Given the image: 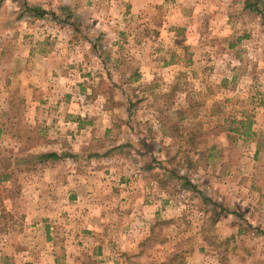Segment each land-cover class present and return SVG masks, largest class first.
<instances>
[{
  "label": "rangeland",
  "instance_id": "obj_1",
  "mask_svg": "<svg viewBox=\"0 0 264 264\" xmlns=\"http://www.w3.org/2000/svg\"><path fill=\"white\" fill-rule=\"evenodd\" d=\"M244 4L0 2V174L26 181L0 185V264H54L46 222L55 264H66L63 213L80 201H49L48 180L94 164L97 208L117 209L101 228L125 226L127 212L138 238L149 232L118 264H264V25ZM248 118L255 136L245 139L233 128ZM50 151L60 157L44 159ZM33 208L58 217H28ZM84 250L69 251L92 260Z\"/></svg>",
  "mask_w": 264,
  "mask_h": 264
},
{
  "label": "crops",
  "instance_id": "obj_2",
  "mask_svg": "<svg viewBox=\"0 0 264 264\" xmlns=\"http://www.w3.org/2000/svg\"><path fill=\"white\" fill-rule=\"evenodd\" d=\"M81 118V117H79ZM80 129V134L82 135L85 132L91 133L90 139H93V137H100L99 134H94L93 128H83L82 126H78ZM110 127V126H108ZM88 129V130H86ZM76 135V134H75ZM95 151V150H94ZM98 152V151H95ZM60 155V153L58 152ZM94 156V153H93ZM49 163V161H47ZM87 166L89 164H86ZM149 167V166H148ZM120 165H112L111 169L120 170ZM98 169L96 168V164H94L92 167L89 165L88 171L85 173H80L78 171H75L70 174V172H65V175L60 178L57 177L54 172H56L55 169H53V173L51 174L50 179L48 180V183H51L50 190H46V194L49 197V201H54V194L56 193H65L63 196H66L67 200L70 202H78L80 201V206L78 208H72L68 207L67 213H63L64 216H68L67 221L69 222L68 225H66V228H63V241L61 244V249L64 250L65 247V262L66 264H90L97 262L98 264H101V254L103 253V250H109L111 262L114 264L119 263V254L122 253H134L136 249H139V246L142 245V242L145 241L149 237V232H147L143 238H138L137 232L133 231L132 228H134V221L130 218V215L125 213L126 219H125V226L121 227V224L114 226L112 225V228H107L105 231L103 228H101V221H103L105 218H103L108 213H111V211H115L117 209H110L111 206L104 205L102 208H97V203L94 202L95 195L97 194V185L99 184V178L95 175V171ZM73 170V169H71ZM117 174V172H116ZM121 174V173H120ZM98 175V174H97ZM13 185L16 187L18 186V183L24 182L23 180L16 181V178L12 179ZM37 180L30 179L29 180V194H33V191L36 190V185H39L36 183ZM51 181V182H50ZM8 182V181H7ZM26 182V181H25ZM1 187L2 185H7L6 181H3L0 183ZM47 186V185H46ZM33 187V188H32ZM14 191V190H13ZM39 193L42 192L41 189L38 190ZM16 192V191H15ZM108 196V195H107ZM106 197V196H105ZM118 200V197H113L111 200ZM3 202H5L4 198L2 199ZM35 201V200H34ZM105 204L109 201L104 198ZM72 205V204H71ZM100 207V206H99ZM110 209V210H108ZM8 210V209H7ZM116 212V211H115ZM19 213V212H18ZM57 212L54 211L52 208H47L46 212H42L39 214L37 210L34 208L27 212L28 217H34L35 215H43L45 217H58ZM117 213H120L117 211ZM6 210L4 208L2 209L0 207V226L3 224V217L5 216ZM112 214V213H111ZM16 215V212L13 211V216ZM22 216V214H19ZM114 215V214H112ZM121 218L122 217H117ZM118 221V220H117ZM121 221V220H120ZM54 223V222H52ZM123 223V222H121ZM73 224L77 225L76 228H73ZM33 226H30L29 232H33L35 230L37 225L32 224ZM79 227V229H78ZM81 227V228H80ZM136 227V226H135ZM34 228V229H33ZM138 228V227H136ZM45 233H46V240L50 239L47 247V256L51 257L52 263H56V255H55V245L53 240V226L50 224L48 225L46 222L45 225ZM51 229V231H50ZM140 230H143L140 228ZM104 233V237L101 234ZM139 231V230H137ZM78 233L81 234H88L90 236L91 240H85L82 238H79L78 240ZM108 233V234H106ZM144 233V232H143ZM140 237V236H139ZM103 238V239H100ZM88 239V238H87ZM6 244V243H5ZM7 245V244H6ZM29 248V246H27ZM75 247L82 251V254L85 253L84 249H88L89 254L92 255V260L86 261L82 256H77V254H72L69 250L75 249ZM67 248V250H66ZM50 251V253H49ZM133 251V252H132ZM137 252V251H136ZM105 254V253H104ZM80 255V254H78ZM98 257V258H97ZM98 259V260H96ZM165 261V258H163L161 261H159L157 264H160L161 262ZM122 262L120 261V264ZM181 264H189V263H181Z\"/></svg>",
  "mask_w": 264,
  "mask_h": 264
},
{
  "label": "trees",
  "instance_id": "obj_3",
  "mask_svg": "<svg viewBox=\"0 0 264 264\" xmlns=\"http://www.w3.org/2000/svg\"><path fill=\"white\" fill-rule=\"evenodd\" d=\"M2 0H0L1 2ZM259 0H255V1H252V0H244V5H245V8L249 9V10H253V11H256L258 14H260L261 16V19H262V23L264 25V7L263 6H260L258 5ZM26 9H30L33 14H35L37 17H43L47 11L42 9L41 7H37V6H33V7H26ZM94 90V88H93ZM237 126H235L233 128L234 131H237L239 133V135H242L243 138H248V136H255V132L251 130V124H252V120L251 118H248L246 121H243V120H239L237 121ZM201 128L199 127L198 128V131H201L200 130ZM93 155V154H92ZM42 157L44 159H57L60 157L59 154H57L56 152L54 151H50V152H47V153H44L42 155ZM11 176L10 173H4V174H0V183H2L3 181H8L12 184L13 188H15V186L13 185V182H11ZM6 189V188H5ZM218 215L219 214H216L214 216L211 217V220L212 222L214 223L217 219H218ZM174 258H172L171 260H165L163 262H161L160 264H171L172 260Z\"/></svg>",
  "mask_w": 264,
  "mask_h": 264
}]
</instances>
